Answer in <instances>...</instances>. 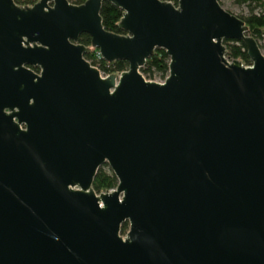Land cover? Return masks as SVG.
Listing matches in <instances>:
<instances>
[{
	"label": "water",
	"instance_id": "obj_1",
	"mask_svg": "<svg viewBox=\"0 0 264 264\" xmlns=\"http://www.w3.org/2000/svg\"><path fill=\"white\" fill-rule=\"evenodd\" d=\"M83 34L129 69L103 78ZM157 49L163 82L141 73ZM106 164L118 186L97 193ZM0 264H264V54L239 17L219 0H0Z\"/></svg>",
	"mask_w": 264,
	"mask_h": 264
},
{
	"label": "trees",
	"instance_id": "obj_2",
	"mask_svg": "<svg viewBox=\"0 0 264 264\" xmlns=\"http://www.w3.org/2000/svg\"><path fill=\"white\" fill-rule=\"evenodd\" d=\"M40 0H15V2L22 7H30L35 5ZM74 5H82L87 0H68ZM171 2L175 5L178 4V0H162ZM224 7L222 0H219ZM231 5L239 10L238 13L225 7V9L231 14L239 17L247 26L249 35L255 38L259 43L261 50L264 40V0H228ZM103 19V25L109 32L125 35V31L120 29L118 24L123 17V11L113 2H106L103 4L101 11ZM79 43L87 47H91V37L88 34L80 36ZM227 56L231 60H240L245 65H251V60L248 56V51L242 42L227 41ZM169 63L170 59L164 49H157L152 57L147 61L146 65L141 69V73L147 80L151 81H165L169 75ZM105 67V63H103ZM129 69V64L126 61H117L110 65L107 69L110 73H122ZM38 72V69H35ZM118 186V179L111 171L110 167L106 164L99 170L97 177L95 178L93 188L97 193L111 192L116 190ZM129 230L128 224H125L122 228V234L126 235Z\"/></svg>",
	"mask_w": 264,
	"mask_h": 264
},
{
	"label": "built area",
	"instance_id": "obj_3",
	"mask_svg": "<svg viewBox=\"0 0 264 264\" xmlns=\"http://www.w3.org/2000/svg\"><path fill=\"white\" fill-rule=\"evenodd\" d=\"M91 48V53L89 55H87L85 57V59L87 60L88 63H90L92 65V67L96 68L99 72L100 75L103 78H107L110 75H112L113 73H110L107 69L110 68V65L112 63L110 62H106L101 54V52L99 51V49ZM103 63H105V67L103 66ZM117 74L118 76H120L121 73H114Z\"/></svg>",
	"mask_w": 264,
	"mask_h": 264
},
{
	"label": "rangeland",
	"instance_id": "obj_4",
	"mask_svg": "<svg viewBox=\"0 0 264 264\" xmlns=\"http://www.w3.org/2000/svg\"><path fill=\"white\" fill-rule=\"evenodd\" d=\"M222 2H223V4H224V8L226 7V8H228V9H230V10H232L233 12H236V13L239 12V10H238L237 8L233 7V6L231 5V3H230L228 0H222ZM261 44L263 45V50H262V52H263V54H264V40H262ZM157 82H163V81H157Z\"/></svg>",
	"mask_w": 264,
	"mask_h": 264
}]
</instances>
